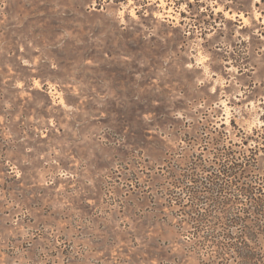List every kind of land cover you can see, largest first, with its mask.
I'll return each instance as SVG.
<instances>
[{
	"label": "rangeland",
	"instance_id": "obj_1",
	"mask_svg": "<svg viewBox=\"0 0 264 264\" xmlns=\"http://www.w3.org/2000/svg\"><path fill=\"white\" fill-rule=\"evenodd\" d=\"M164 1L0 0V264H264V0Z\"/></svg>",
	"mask_w": 264,
	"mask_h": 264
},
{
	"label": "bare ground",
	"instance_id": "obj_2",
	"mask_svg": "<svg viewBox=\"0 0 264 264\" xmlns=\"http://www.w3.org/2000/svg\"><path fill=\"white\" fill-rule=\"evenodd\" d=\"M157 2H159V6H162V5H164V0H157ZM159 6H157V7H159ZM217 9V8H216ZM162 10V9H161ZM164 10V9H163ZM217 11H218V9H217ZM169 12V11H168ZM168 14V13H167ZM157 15V14H156ZM155 15V16H156ZM161 15H162V13H161ZM168 15H170V14H168ZM225 15H226V17H228V18H233V17H235L236 16V14L235 13H229L228 11H225ZM158 16H160L159 14H158ZM237 16H239V18L240 19H242L243 20V22H245L246 21V18L244 17V16H242V14H239V15H237ZM162 17H163V15H162ZM166 18V17H165Z\"/></svg>",
	"mask_w": 264,
	"mask_h": 264
}]
</instances>
